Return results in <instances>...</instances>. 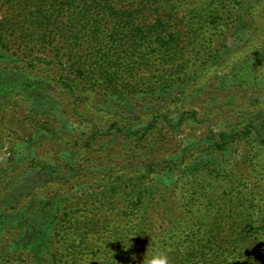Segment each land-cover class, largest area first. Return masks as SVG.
I'll return each mask as SVG.
<instances>
[{
	"label": "rangeland",
	"instance_id": "obj_1",
	"mask_svg": "<svg viewBox=\"0 0 264 264\" xmlns=\"http://www.w3.org/2000/svg\"><path fill=\"white\" fill-rule=\"evenodd\" d=\"M97 1L0 0V264H264V0Z\"/></svg>",
	"mask_w": 264,
	"mask_h": 264
},
{
	"label": "trees",
	"instance_id": "obj_2",
	"mask_svg": "<svg viewBox=\"0 0 264 264\" xmlns=\"http://www.w3.org/2000/svg\"><path fill=\"white\" fill-rule=\"evenodd\" d=\"M98 4V6L103 5L101 0L96 2V5ZM54 15H49V16H44L42 14L40 15H34L32 16L31 19V25L33 26H39L40 24H42L44 21H46L47 19L51 20L53 19ZM114 31V30H113ZM100 34H102V32H98V36L95 38L96 41H100L99 42V47H102L103 45V40L106 39L104 37H102ZM52 35V33L50 34ZM102 42V43H101ZM33 58L35 62V60H38L39 62H49V59L42 58L39 56H29L28 58ZM97 58H100V60L103 59V55H101V53L99 52L97 55ZM31 62V63H33ZM62 67V78L69 83V86L67 88H69L71 91L74 89H77L80 84H84L85 86L88 84L89 80L91 81L92 78H90V76L88 75H82L79 74L76 70H74L73 68H67L65 67L64 64L61 65ZM35 222V220L33 221H28L27 224L25 225V228L28 230H30V236H29V246L28 248L30 249V252L32 254H34L33 256L36 257L38 256L37 253L38 251H34V249L38 248L39 252L45 251L46 252H51V250L54 247V238L53 236L49 235L48 232L51 230V228H53V223L51 222L49 224V226L47 228L44 227H40L38 223H33Z\"/></svg>",
	"mask_w": 264,
	"mask_h": 264
},
{
	"label": "clouds",
	"instance_id": "obj_3",
	"mask_svg": "<svg viewBox=\"0 0 264 264\" xmlns=\"http://www.w3.org/2000/svg\"><path fill=\"white\" fill-rule=\"evenodd\" d=\"M152 242L153 241H152V237H151V244L147 248L145 254L143 255L142 264H171L170 257L168 256V254L164 251L153 249L151 246ZM128 243H129V241H128ZM129 247H131L130 244H129ZM125 250H127V248ZM135 259H136V257L133 256V260H135ZM253 264H254V262H253Z\"/></svg>",
	"mask_w": 264,
	"mask_h": 264
}]
</instances>
